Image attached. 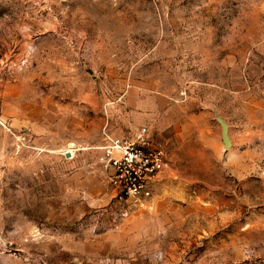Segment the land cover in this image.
<instances>
[{
    "label": "rangeland",
    "instance_id": "obj_1",
    "mask_svg": "<svg viewBox=\"0 0 264 264\" xmlns=\"http://www.w3.org/2000/svg\"><path fill=\"white\" fill-rule=\"evenodd\" d=\"M143 129L122 217L102 147ZM0 264H264V0H0Z\"/></svg>",
    "mask_w": 264,
    "mask_h": 264
},
{
    "label": "built area",
    "instance_id": "obj_2",
    "mask_svg": "<svg viewBox=\"0 0 264 264\" xmlns=\"http://www.w3.org/2000/svg\"><path fill=\"white\" fill-rule=\"evenodd\" d=\"M146 134L143 129L134 139L109 138L102 147V161L112 171L109 184L122 217L147 206L153 181L167 166L165 151L150 143Z\"/></svg>",
    "mask_w": 264,
    "mask_h": 264
},
{
    "label": "water",
    "instance_id": "obj_3",
    "mask_svg": "<svg viewBox=\"0 0 264 264\" xmlns=\"http://www.w3.org/2000/svg\"><path fill=\"white\" fill-rule=\"evenodd\" d=\"M215 120L217 124L219 125L221 132H220V137H221V143L223 145L224 150H228L231 147V141L228 137V126L227 124L220 118V117H215Z\"/></svg>",
    "mask_w": 264,
    "mask_h": 264
}]
</instances>
